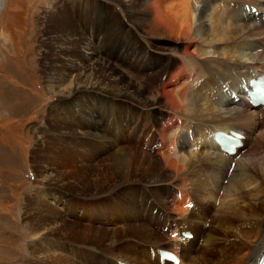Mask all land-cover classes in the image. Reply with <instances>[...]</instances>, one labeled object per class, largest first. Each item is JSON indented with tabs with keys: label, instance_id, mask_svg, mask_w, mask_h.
I'll return each mask as SVG.
<instances>
[{
	"label": "bare ground",
	"instance_id": "obj_1",
	"mask_svg": "<svg viewBox=\"0 0 264 264\" xmlns=\"http://www.w3.org/2000/svg\"><path fill=\"white\" fill-rule=\"evenodd\" d=\"M51 1L50 11L60 16V22L48 35L52 43L49 45L56 52V57L47 64L46 78L51 84L56 82L58 97L46 112L45 121L49 122V126L47 131L42 130V136L47 138L42 141L43 147L35 148L36 155L48 158L49 162L45 164H62L63 167L71 159L70 154L78 149V154L85 156L86 160L93 158L82 148L85 147L82 143L87 145L91 137L77 138L73 144L63 143L67 141L63 137L59 140V149L53 145L52 139L61 137L59 135L65 132L94 136L97 138L96 145L100 146V149L97 148L99 153H102V149L107 150L110 141L113 147L107 153L109 157L102 158L100 163L91 167L76 169L75 174H71L73 179L67 181L64 169L46 175L42 161L34 165L35 174L42 178L38 182L52 185L51 182L55 181L53 192H62L57 197V203L63 199L66 214L61 215V211L55 207L46 209L48 201L43 198V190L41 193L26 194V213L29 215L23 217L28 220L31 238L37 240L33 241V245H28L30 251L34 249V255L30 260L24 259L25 262L77 264L75 259L85 257L92 263L81 264H116L111 252L108 254L101 249H107L105 247L109 245L117 248L120 254H131L132 251L128 250L134 249V242L138 243L136 249L140 253L144 251L143 244L150 242L148 261L151 264H171L167 257L160 259L159 250H175L180 256L177 264L255 262L264 247V149L260 145L264 141V104H252L243 82L247 84L249 77L264 72V0H110L116 6L134 7L133 11L140 19L135 25L129 24L128 36L133 35L132 42L129 41L124 50H120L127 53L118 51L115 60L125 62L136 73L150 74L153 81L161 80V93L153 99L149 98V92L144 87L130 81L109 61L101 64L96 48L90 41L82 45L90 53L86 56L79 49L81 43H85L81 41L83 36L75 25L72 26V21L63 32V9L56 8L63 0ZM108 1L94 0L97 5H106ZM242 1L255 9L251 7L253 10L247 13L240 10L238 5H230L231 2L238 4ZM2 2L0 0V9ZM88 2L93 4V1L86 0ZM62 4L67 5L65 2ZM116 15L114 13L116 18L113 17V20L118 27H126ZM240 15L244 16L243 23L237 21ZM87 24L94 29L92 22ZM156 33L169 38L164 40L163 45L151 43L148 35ZM179 42L188 44V47L191 44L198 47L196 50L185 46L182 48ZM255 47L257 49L250 51ZM246 48H249L246 55L251 59L243 62L237 57L244 55ZM177 49L183 55H179ZM251 52L256 55H249ZM147 55H173L179 59V64L169 68V59L157 63L139 59ZM180 79L183 82L178 84ZM79 90H82L80 94ZM86 98H107L146 108L149 112L135 107L128 109L121 104L109 105L103 109L104 123L98 125L97 108L90 107V101L87 103ZM73 99H76L75 104L71 103ZM222 102L230 106L224 108V116L218 110ZM84 107L89 109L83 110ZM157 107L167 111H156ZM79 111H84V119L81 115L77 118ZM102 114L98 113L99 123ZM78 119L89 121L91 127H82ZM173 126L175 128L167 135V129ZM216 129L236 131L243 135L240 138L242 145L235 153L229 154L220 148L219 138L215 139L213 135ZM48 131L51 135L45 133ZM155 142L158 143L155 145ZM242 147L247 148L240 152ZM184 170L189 171L180 174ZM228 170H231L229 175ZM132 173L143 175L142 182H138L146 185L140 184L132 191L136 186L132 182ZM179 174L183 176L179 177ZM175 179L176 183L173 182ZM188 180L190 184H182ZM59 182L61 186L56 187ZM163 182L170 183L161 186ZM67 185L73 188L67 189ZM91 185H94V189L89 188ZM120 185H123L120 190L126 192L123 198H117L119 200L92 198L106 191L112 195ZM171 185H175V188H170ZM47 195L51 198L50 191ZM71 199L76 200L74 203H83V208L87 204L92 208L89 216L85 217L89 218L90 223L83 225L80 220L74 222L69 219V216L82 218L75 208L66 206ZM217 201L219 208L213 209V218L208 220L211 208L206 204L213 205ZM105 202L109 203V209L97 217L94 211H103L100 205ZM225 206L227 210L222 213L221 209ZM95 207L97 209L94 210ZM118 210L126 217L120 227L93 228L95 221L100 222L103 216L109 221L112 213ZM155 227L161 231H154ZM186 231L192 236L186 237ZM174 232L176 235L171 237ZM129 233L141 235L140 239L146 242L127 239ZM50 235L63 236V248L66 249H63L62 255L52 249L60 241L59 238L45 241ZM154 237L157 242L153 240ZM78 238L83 240L84 245L87 242L103 247H97L99 253L87 251L84 246L75 247L70 252L68 243L75 244L78 241L73 240ZM110 238L111 242L106 243L105 240ZM117 239L120 242L112 245ZM197 243L202 247L200 250ZM230 248L235 249L234 254L228 253ZM69 254L71 257L74 255L75 259ZM210 255H215L216 259H211L213 256ZM118 261L132 264L125 258Z\"/></svg>",
	"mask_w": 264,
	"mask_h": 264
},
{
	"label": "rangeland",
	"instance_id": "obj_2",
	"mask_svg": "<svg viewBox=\"0 0 264 264\" xmlns=\"http://www.w3.org/2000/svg\"><path fill=\"white\" fill-rule=\"evenodd\" d=\"M2 1L3 2L1 4V9H0V264H27L29 262L28 261L25 262L24 259L30 260L31 258H33L34 255V249H32L33 251H30L28 249V245L30 244L33 245L37 239L35 240V238H31V235L28 233V224H27L28 220L26 219V217H23L24 215H29L26 213V210H28L26 194L33 192L35 193L36 191L41 193V190H43L44 193L43 198L48 201V203L45 204L46 209L48 208L51 209L52 207H55L61 211L59 212L61 215L66 214V212L64 211V206L62 205L63 199L58 201L57 203V197H59V195H62V192L61 193L53 192V187H54L53 184L55 181L51 182L52 185H48V184L42 185L40 182H38L42 178L38 177L35 174L33 170L34 165L37 164L38 161H42L41 163L44 165L43 173L46 175H52L55 170L64 169L63 172H65V177L67 181L69 179H73L71 174H75L76 169H82L83 167H91L93 164L100 163V160H103L104 157H109L110 155L108 156L107 153L111 152V148L113 147V144L110 141L107 150L105 149L103 150L101 148L102 153H99L98 149H100V146L96 145L95 140L97 138H94V136H89L81 132H73V133L65 132L63 135L62 134L59 135L61 137L52 139L53 145H56L59 149L61 146L59 144L61 141L59 140L63 139V137L65 139L67 138L66 139L67 141L63 142L67 144L68 143L73 144L74 140L76 141V139L80 137L84 139H87L86 137L89 138L91 137L87 145L82 143V146H85L82 148H84V150L87 153L91 154L93 158L90 160H86L85 156H81L80 154H78L79 151L78 149L74 153L70 154L69 158L71 159H69L67 161V164L63 167L62 164L59 166L58 164H45L46 162H49L48 158H44L36 155L37 149L35 148L43 147L44 144L42 141L43 139L47 138L42 136V132H43L42 130H46V128H48L49 126V122L45 121L46 112L50 104L52 105L54 102H56L55 99H57L58 97L57 95L58 89L55 87L56 82H53L51 84L48 81V78H46L47 77L46 67L47 64L53 62L56 57L55 55L56 52L53 49H51L52 46L49 45L52 43L50 42V37L48 35L50 30L55 29L57 24L60 22L59 21L60 16L55 15L54 11H50V4L52 2L51 0H2ZM71 1L72 0L60 1L59 2L60 4L56 7L59 9H63V21H61V25L63 24V32L65 31V28H67V26L69 25L68 23L72 21V26L75 25L78 29V32H80V35L83 36L81 41L85 43H81L79 49L82 50V52H84L86 56H88L90 53L86 52L85 46L82 45L86 44L87 41H90L92 43L91 45L96 48V51L98 53V59H100L99 62L101 64H103L105 60L109 61V63L112 66L118 69L120 73H123L130 81L133 80L135 84L144 87L149 92L148 96L150 99L157 97L158 93H161L159 87L160 85L159 81H161L160 79L159 81L158 79L156 81H153L152 78L150 77V74L144 75L143 73H136L135 71L128 68L125 62L122 63L120 60L118 61L115 60L116 57L118 56L119 53L118 51H120L121 48L122 50H124L125 44L129 43V41L132 42L131 40L133 39V35L128 36V27L130 26L129 24L135 25L140 21L139 17L133 11L134 7L132 8V7L116 6L110 0L107 2L106 5H97L94 2V0H90L93 1V4L91 2L86 3V0H77L73 2ZM103 1L106 2V0ZM63 2L67 3V5L62 4ZM230 5L232 7L238 5V8L240 10L242 9V11H245L247 13L255 9L252 6H249L248 3L245 2L243 3V1L238 4H236L235 2H231ZM135 7H137V5ZM256 10L258 11V9ZM114 13L115 15L117 14L116 15L117 18L119 17L120 22L122 24H125L126 27H121V26L118 27L117 22L113 20L114 18H116L114 16ZM242 15H245V13H243ZM242 15H240V17L237 18V21H240V23L242 21H245L242 20V18L244 17ZM251 18L252 15L250 16V20L252 21ZM87 22H92L94 24V29H91L90 25L87 24ZM148 37L151 38L150 39L151 43L156 42L158 44L165 43L166 41L164 40H168L169 38L168 36L163 37L161 34L158 33H156V35L155 34H152L150 36L148 35ZM239 43H243V42H239ZM179 44L181 45L182 48L184 46L188 47V44H182L181 42H179ZM199 46L201 47V44ZM196 47L198 46L191 44L190 47L188 48L190 49L195 48L194 50H196L197 49ZM112 48H114L115 50L113 51ZM128 48H133V47H128ZM253 49L255 50L257 48L256 47L252 48L250 51H254ZM248 51L249 48L244 49L243 50L244 55H241L240 57L237 58L238 59L241 58V61L243 62L246 60H250L251 58H249L248 55H246L248 54ZM120 52L127 53V51H120ZM177 53H179V55H183L182 51H179L178 49H177ZM249 55L254 56L256 55V53L251 52V54ZM131 56L133 57V55ZM139 59L152 61L155 63L163 61L165 59H169V68H171L174 64H179V59L174 58L173 55H169V56L158 55V57H155L154 55H147V56H142ZM77 63L79 64V62ZM243 75L245 74L243 73ZM181 82H183V79H180V81H178V84H180ZM50 86L53 88H48ZM81 91L82 90H79V94L81 93ZM223 95H225L224 92ZM230 95L233 94L231 93ZM93 99L89 98L88 100L86 98L87 103L90 101L88 103L90 107L94 106L95 108H97L96 121L98 125L104 123L103 109L105 110V107H108L109 105L121 104L128 109L135 107V106H129L124 102L109 100L107 98H101L100 100L98 98H93ZM73 100H72L73 102L71 103L75 104L76 99ZM226 105L227 104H225L224 102H222L221 105L219 104L218 110H220V112L223 113L222 116L225 115L224 108L226 107ZM76 107H78L77 104ZM86 108L89 109L88 107H84L83 110L84 109L87 110ZM135 108L149 112V110H147L146 108H140V107H135ZM156 111L163 112L167 110L162 109L161 107H157ZM99 112L103 113L101 115L100 123L97 120ZM78 115L79 116L81 115L82 119L85 118L84 111L78 112L77 118H80ZM82 119H78L77 122L81 123L82 127H86L89 129L91 127V123L89 121H82ZM173 128L175 127L173 126L172 128L170 127L167 129L168 130L167 135L171 133ZM45 133L51 135V132L49 131ZM150 134H152V132ZM157 143L158 142H155L154 144L156 145ZM64 145L66 144H63V146ZM260 145L262 146L261 149H264V141H262ZM243 148L244 147H242L240 151L243 150ZM246 148L247 147H245L244 149ZM210 150L214 151V149H210ZM262 154L263 153H261V155ZM89 170L92 171L93 169L89 168ZM89 170H85V171H89ZM188 171L189 170L187 171L184 170L180 174H183L185 172L187 173ZM227 173L229 175L231 173V170H228ZM180 174L179 177L183 176ZM89 176L93 177L94 175H89ZM131 178L133 179L132 182L135 183L136 185L132 191H134L138 185L145 184V183H140L142 182L143 175L139 176L138 174L132 173ZM177 179H175L173 182L176 183ZM61 182H63V178ZM166 183H170V182H163L161 183V186ZM223 183H225V181ZM182 184L187 186L190 183L188 180ZM55 186L60 187L61 183L60 182L56 183ZM122 186L123 185H120V187L117 190H115L112 193V195L109 193V191H106L105 193L95 195L92 198L95 200L96 199L115 200L119 197L123 198L126 190L121 191L120 188ZM149 187L151 188L152 191L154 192L156 191L155 188H152L151 186ZM49 188L51 190H49ZM72 188L73 187L67 185V189H72ZM89 188L94 189V185H91ZM170 188H175V185H171ZM48 191H50L51 198H48L49 197L47 195ZM173 197H175L174 194ZM67 198H69V196H67ZM70 201L71 202L67 203L66 206H71L75 208L76 213L82 215V218L80 217L75 218L69 216V219L70 220L72 219L74 222H77L75 220H80L82 223H84L83 225H85L88 222L90 223L89 218L88 217L85 218V217L91 212L92 208L88 204L85 206V208H83V203H79V202L74 203V201H76L75 199L74 201L72 199ZM89 203H96V202H89ZM100 207L103 211H94V214H96L97 217H99L101 214H103V212H106L109 209V203L105 202L101 204ZM206 207L211 208L209 210L210 212L208 213L209 216L208 220L212 219L213 214L215 213L213 209L219 208V202L217 201L213 205L206 204ZM95 209H97V207H95L94 210ZM226 210L227 207L225 206L223 207V209H221V212L223 213ZM84 211L85 213L82 214V212ZM121 212H122L121 210L113 212L111 216L112 219H110L109 221L106 220L105 217L103 216L100 219L102 222L95 221L93 223L94 224L93 228L97 226L99 227L102 226V229L103 228L112 229L116 225L120 227V225H122V223L126 218L125 214ZM153 212L154 214L156 213L155 209ZM153 229L154 231L155 230L161 231L156 229V227ZM175 233L176 232L172 233L171 237L175 236L176 235ZM53 238H59L60 241L57 242L58 244L56 243V245H53L52 249H54L55 253H61L62 255L63 249H66L63 248V236L50 235V237L47 238L45 241H49ZM140 238L141 235H137L134 233H129L127 236V239H131V240L135 239L141 241L140 243L146 242V240ZM147 238H151V237L147 236ZM153 240L157 242V239L155 237ZM74 241H78V242H75V244L68 243L69 251L73 250L75 247L81 248L82 246H84L85 249H87V251L99 253L97 247H103V246H98L97 244L94 243H87V242H85L86 244L84 245L83 244L84 242L83 240H81V238L75 239L73 240V242ZM105 242L106 243L111 242V238L105 240ZM119 242L120 239H117L115 243L113 242L114 244L112 245H117ZM134 243H135V247H133L134 249L128 250V251H132L131 254L129 252H124L123 254H120L117 248H114L113 246H109L107 244H105L107 245V247H105L107 249H101V250L107 251L108 254L111 252L113 258H115L116 264L120 262V261L117 262V259L120 258H125L127 259V261H130L132 264H139V263L151 264L148 261V255H149L148 250L149 248H151L149 244L150 242L143 244L144 251L142 253H140L136 249V245L138 243L137 242ZM35 245L38 246V243H35ZM127 245H128V241H127ZM214 245L217 246V244ZM196 246H198L199 250L202 248L201 245H199V243H197ZM221 246L224 247L222 244ZM234 250H235L234 248H230L228 250V253L234 254ZM69 256L71 257V254H69ZM125 256H129L130 258L129 257L126 258ZM210 256H213L211 259H216L215 255H210ZM75 260L77 264H81L82 262L92 263V261H88L85 257H81Z\"/></svg>",
	"mask_w": 264,
	"mask_h": 264
}]
</instances>
